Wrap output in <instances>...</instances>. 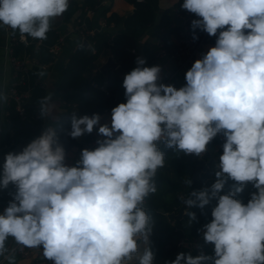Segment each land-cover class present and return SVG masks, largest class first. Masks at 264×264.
<instances>
[{"label":"clouds","instance_id":"9594fccd","mask_svg":"<svg viewBox=\"0 0 264 264\" xmlns=\"http://www.w3.org/2000/svg\"><path fill=\"white\" fill-rule=\"evenodd\" d=\"M181 7L198 17L194 31L217 36L187 70L184 86L158 83L161 67L144 66L138 57L123 79L126 102L111 109L110 126L100 114L71 115L72 138L97 126L104 137L93 150L82 149L75 166L65 163L54 127L6 154L0 189H16L0 213V257L8 264H16V249L6 247L10 237L42 249L52 264H125L134 256L138 264H154V221L144 204L165 166L159 144L200 156L218 134L225 142L216 181L181 197L201 210L218 201L201 230L214 256L181 252L166 264H264V0H183ZM68 8L69 0H0V27L22 40H45ZM50 99L40 101L42 117L50 114ZM228 179L236 183L221 195ZM249 183L256 191L245 204L236 196ZM187 212L191 225L196 214ZM138 240L146 245L142 253Z\"/></svg>","mask_w":264,"mask_h":264},{"label":"trees","instance_id":"16d2710c","mask_svg":"<svg viewBox=\"0 0 264 264\" xmlns=\"http://www.w3.org/2000/svg\"><path fill=\"white\" fill-rule=\"evenodd\" d=\"M135 5L134 11L122 17L117 13L107 15L110 10V5L107 4L102 12L106 20L107 26L111 24L122 23L124 30L116 33L111 41V33L106 29L97 31L93 34L86 35V39L93 45L91 50L84 42L80 44L74 51L69 64L62 70L60 80L57 84L58 90L64 102L75 106V111L66 115L61 123L56 128V133L59 142L68 152L76 145V138H72L68 133L71 131V115L76 114L77 117L83 115L104 114L111 108H114L119 103L124 102L125 89L122 87L124 74L130 71L136 63L137 54L135 52L137 46V38L141 37L146 29L154 23L156 12L159 8V0H130ZM102 0H70L69 8L64 13V18L74 19L77 24H85L86 31H94V20L86 13V9L97 10L102 4ZM183 0H178L173 10L164 11L161 23L164 28L162 33L163 47L160 43L147 42L144 45V59L146 64L151 63L158 57L159 51L164 48L168 53H173L166 45V38L176 31L179 27H171L173 23L172 13L176 11L182 16H189L187 20V28L189 35L197 36L198 42L202 43L207 38L217 39V36H209L207 33L191 27V22L198 17L195 14L182 9ZM79 12V16L75 14ZM79 21V22H78ZM179 32V31H178ZM13 36L11 46L15 56L24 58L35 54L40 65H47L54 61V55L50 51V47L58 43L60 40V32L54 25L47 33V39L42 40L39 44V39L27 37V42L21 41L18 37L19 32L10 29ZM112 47L114 58L119 64L118 69H110L106 76L98 73L92 77L87 76L88 70L98 60L102 52ZM42 80L39 72L30 71V76L26 79L25 84L19 86L21 92L30 90L29 97L24 102L25 117L20 114L15 100H10L7 105L8 118L14 129L13 135H8L6 144L8 146L17 144L24 139L34 137L42 131V118L40 114V101L45 97V89L42 86ZM91 136V134H90ZM89 136V139H90ZM218 139L214 138L208 145V150L216 148ZM160 149L165 152V166L157 171L155 180L157 191L151 194L146 201V210L152 216L154 221L153 233L150 236V247L155 253L154 264H166V262L174 260L179 250V242L183 239L185 232L183 223L188 222V212L196 214V220L191 223V230L194 236H202L203 226L210 223L212 220V209L217 205L218 201L213 199L209 205L203 210L199 207L187 208L183 219L170 220L166 213L178 212L182 206V199L189 198L192 191H199L204 188H210L216 181L215 171H218V162L214 159L208 164L206 172L202 173L201 179L196 182L188 183L195 171L198 161L202 158L195 155H185L183 152H177L175 149L165 148L161 143ZM236 182L228 179L225 188L221 191V195L233 187ZM15 186L9 184L7 189H4L0 195V208L7 207L15 193ZM256 189L251 183L244 187V190L239 193L236 198L243 203H247L250 199V194ZM164 208L165 213L160 209ZM204 243V255L214 256V245ZM12 238L6 241V247ZM202 253H198L200 255ZM196 255V256H197ZM134 264H138V261ZM208 264H212L211 261Z\"/></svg>","mask_w":264,"mask_h":264},{"label":"crops","instance_id":"0c3cea01","mask_svg":"<svg viewBox=\"0 0 264 264\" xmlns=\"http://www.w3.org/2000/svg\"><path fill=\"white\" fill-rule=\"evenodd\" d=\"M177 1L178 0H159V8L158 11L156 12L154 23L146 29L145 33L141 37L136 39L137 46L135 52L137 54V58L139 57L144 59V45L147 42L159 43L162 40V33L164 32V28L162 26L161 20L164 11L168 9L173 10ZM107 4L110 5V10L108 11L107 15H111L112 13H117L122 17L131 14L135 9V5L130 0H110L109 3L106 2L104 4H101L96 10L95 14L89 16L94 20V28H95L94 33L97 31H102L107 28V30L110 31L112 36L111 37L112 39L110 41V44H112L115 34L122 32L124 30V27L122 23L119 24L113 23L110 26H107L106 20L102 15V12L105 9V6H107ZM55 22L59 23L57 27L55 26ZM53 25L58 29L61 35L60 38H62L61 49L57 57L54 59V61L47 65H40L37 62L38 60L35 57V54L26 57V63L29 66L30 71L34 70L36 72H39V74L41 72L44 73L42 76L40 75V77L43 82V88L45 89V97L51 95V99L47 101L51 111L49 116L47 117L41 116L42 131L38 135L24 139L19 143L20 149L18 150L21 151L33 139L39 137L47 127H54L56 129L66 115L71 114L75 111V106L71 104H67L66 102L63 101L61 97V93L58 90L57 84L60 80L62 70L69 64V61L74 51L80 44L84 42V39L86 38H84L77 30V21H75L74 19L66 20L64 18V14L56 18V20L53 21ZM174 26L179 27L178 29L179 32L176 31L174 33H171L166 38V45L171 50L175 51L182 42V36L180 34L181 31H185L186 29H188L187 21H185V23L182 25H178L173 20L171 27ZM215 42L216 40L214 38H207L204 42L201 43L200 46L195 48L194 52L192 53H190V50H188L187 52L182 53L180 56L176 58L157 57L154 61L144 66L151 67V66L159 65L161 67V73H160V80L158 81V83H163L165 85H173L174 87L179 89L180 87L186 84L185 74L187 70L191 68L192 64L197 59L202 58V56L206 54V52L210 49V47L215 46ZM88 46L91 50H94L93 45L91 43H88ZM111 57L116 62L114 58L113 49L110 46L102 52L98 60H96L93 66H91V68L87 72V76L92 77L98 73H102L100 72V68L104 64H106ZM135 67H137L136 63L131 70H133ZM130 71L125 72L124 76ZM13 74H14L13 65L10 56L8 54L6 48V42L4 39L0 41V93L6 95L7 100L6 102L0 101V157L2 156L1 152L3 150L13 146V145L8 146L6 144L7 136L13 135L14 133V129L12 128L7 113V105L9 102L7 91L13 82ZM104 76L106 75L104 74ZM124 102H126V99L124 100ZM111 109L106 111L104 114L100 115L102 117L100 122L101 124L108 123L110 126ZM98 127L99 126L95 127L93 131H98ZM89 136L90 134L86 133L83 136L76 138V145L68 152H66L65 163L67 165L75 166L76 162L80 159L82 149L93 150L88 145ZM216 138L218 139V144L216 148L211 151L209 150L207 151L210 152L211 160L214 159L216 162H218L219 156L223 152L222 145L225 142V137H223L222 134H218ZM7 151L8 150H6V153ZM6 153L4 157L6 156ZM205 154H203L202 158L204 157ZM3 164L4 163L0 160V175H2ZM3 190L4 189H0V195L2 194ZM183 228L185 235L182 239V244H180L179 246L178 254L183 252L185 254H191L193 257H195L198 254V248L199 245L201 244L202 241L201 237H203V235L199 237L194 236L191 230V226L189 225L188 222L183 223ZM138 244H139V251L140 253H142L146 245L143 244L142 240H138ZM40 252L41 251L34 250L33 252H31L26 256H15L16 264H35L36 260L40 255ZM137 261H138V257L134 256L131 261H126L125 264H134ZM0 264H8V261L2 259L0 260Z\"/></svg>","mask_w":264,"mask_h":264},{"label":"built area","instance_id":"2783aa9c","mask_svg":"<svg viewBox=\"0 0 264 264\" xmlns=\"http://www.w3.org/2000/svg\"><path fill=\"white\" fill-rule=\"evenodd\" d=\"M138 1H143V0H138ZM106 2L108 3V2H110V0H102L101 3L104 4ZM95 12H96L95 10L86 9V13L88 16H92L93 14H95ZM183 17L185 18L186 21L189 20V18H190L189 16L188 17L183 16ZM77 30L80 32V34L84 38H86V35L94 33V31H86L84 23L83 24H77ZM180 34L182 36V42L178 46V48L173 53H168L164 48H162L158 53V57L176 58V57L180 56L182 53L187 52L191 48L195 49L201 45L200 42H198L197 40H194L189 35L188 29H186L185 31H181ZM18 38L20 39V36ZM4 39H5L6 48H7V51H8V54L10 56V59H11L12 65H13V69H14L13 82H12L11 86L8 88L7 96H8L9 101L10 100L16 101L17 108L20 111V114L23 117H25V108H24L23 104H24L25 100L29 97L30 90L21 92L19 90V86L22 84H25L26 79L30 76V68L26 63V57L21 58V57L15 56V54L13 53V49L11 46V40L13 39V36L10 33V28L0 27V41L4 40ZM21 41H23V40H21ZM24 42H27V38ZM38 43L41 44L42 40H39ZM159 43H160L161 47H163V43L161 41ZM61 45H62V38H60L58 43H56L55 45L50 47V51L53 53L54 58L57 57V55L61 49ZM42 86H43V83H42ZM98 139H104V137L100 136L98 134V131H93L91 136H90V139L88 141V145L91 149H94L98 146L96 144V141ZM144 207H145V209L147 207L146 201H145ZM5 208L6 207L0 208V213H2ZM180 244H182V240L179 242V246H180ZM7 248H9V249L15 248L16 249L15 256H26V255L30 254L31 252H33L34 250L41 251L35 264H52L51 261H48L43 257L42 249H40V248L22 247L20 245H17L13 239L10 240V242L7 245ZM204 251H205L204 243L201 241V244L199 245V248H198V253H203ZM7 254L8 253H6V255ZM2 259H4V258L2 257Z\"/></svg>","mask_w":264,"mask_h":264},{"label":"water","instance_id":"95a60500","mask_svg":"<svg viewBox=\"0 0 264 264\" xmlns=\"http://www.w3.org/2000/svg\"><path fill=\"white\" fill-rule=\"evenodd\" d=\"M109 3V2H108ZM79 12H77L75 14L76 17L79 16ZM172 18L174 20V22L178 25H182L185 23V18L181 15H179L176 11H174L172 13ZM59 25L58 22H55V26L57 27ZM88 40L87 39H84V44L85 45H88ZM194 48H191L190 49V53L194 52ZM119 68V64L117 62L114 61V59L111 57L108 62L106 64H104L101 68H100V72L104 73L105 75H107V73L109 72L110 69H117ZM20 143V142H19ZM17 143V144H14L13 146H11L10 148H7L5 150H3L1 152V157H0V160L4 163L5 162V153H6V150L8 154L9 152H12V153H19L21 150H18L20 149V144ZM211 162V158H210V152L207 151L206 154L204 155L203 158H201L197 165H196V168H195V171L191 177V182H196L198 180L201 179V176H202V173L206 172L207 169H208V163ZM187 205L185 204H182L180 210L178 212H170V213H166L167 214V217L170 219V220H177V219H183L184 217V214L187 210ZM161 212L165 213V209L164 208H161L160 209ZM0 260H2V257H0Z\"/></svg>","mask_w":264,"mask_h":264}]
</instances>
